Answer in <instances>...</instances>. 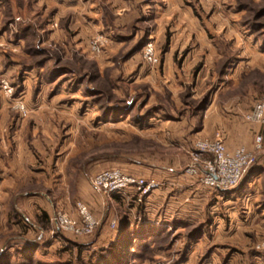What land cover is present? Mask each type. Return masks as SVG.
<instances>
[{"label": "rangeland", "instance_id": "1", "mask_svg": "<svg viewBox=\"0 0 264 264\" xmlns=\"http://www.w3.org/2000/svg\"><path fill=\"white\" fill-rule=\"evenodd\" d=\"M260 98L264 0H0V264H264V149L229 191L187 172L218 133L253 150ZM78 202L90 234L55 222Z\"/></svg>", "mask_w": 264, "mask_h": 264}, {"label": "built area", "instance_id": "2", "mask_svg": "<svg viewBox=\"0 0 264 264\" xmlns=\"http://www.w3.org/2000/svg\"><path fill=\"white\" fill-rule=\"evenodd\" d=\"M152 43L146 46L149 60L156 61L152 53ZM247 123L264 127V98L258 99L250 112L245 115ZM264 149V135L260 130L254 133L253 150L245 145L230 149L221 133L214 138L201 139L196 144L193 160L187 172L200 177L205 187L218 191H229L236 188L247 172L257 161L258 152ZM94 184L105 192L115 193L135 188L145 194L159 184L153 179L123 173L119 169L104 170L95 178ZM77 209L80 221H76L66 213L55 215V222L60 229L76 233L90 234L99 226V220L91 213L85 202H78ZM116 226V222H112Z\"/></svg>", "mask_w": 264, "mask_h": 264}, {"label": "trees", "instance_id": "3", "mask_svg": "<svg viewBox=\"0 0 264 264\" xmlns=\"http://www.w3.org/2000/svg\"><path fill=\"white\" fill-rule=\"evenodd\" d=\"M126 223V222H125ZM126 228V227H125ZM124 227L120 230V234L122 235V236H124V237H126L128 240H129V242H126V247L125 248H127V247H129V248H131V247H133L132 245H133V238L130 236V231H126L127 229H125ZM123 250H124V246H123Z\"/></svg>", "mask_w": 264, "mask_h": 264}]
</instances>
